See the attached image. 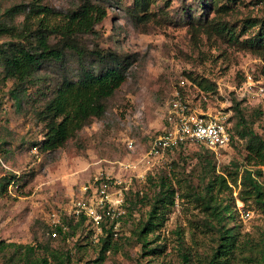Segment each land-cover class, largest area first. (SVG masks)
<instances>
[{"label":"rangeland","instance_id":"1","mask_svg":"<svg viewBox=\"0 0 264 264\" xmlns=\"http://www.w3.org/2000/svg\"><path fill=\"white\" fill-rule=\"evenodd\" d=\"M33 1L64 13L82 0H0V21L20 28L24 14L8 17L6 10ZM90 1L103 5L106 15L92 32L77 36L85 52L82 61L94 64V49L112 51L130 60L127 77L106 99L103 115L90 118L57 149L35 145L45 131L35 109L66 70L74 75L76 56L68 52L62 62H43L20 103L10 95L15 82L5 78L0 59V159L6 165L0 162V182L16 175L4 189L0 186V239L49 244L68 255L65 264H183L182 251L189 264H207L217 236L215 218L201 198L209 159L231 186L215 188L212 198L228 199L233 207V219L226 222L235 224L242 246L232 264H255L247 257L264 243V211L253 198H242L246 141L236 132V109L264 139V50H251L246 43L260 27L264 0H217L209 7L199 0H145L144 6L139 0ZM10 41L15 39L0 36V44ZM180 76L194 109L227 116L234 136L217 156L200 152L196 144L147 154L149 141L164 127L165 100ZM96 176L118 180L124 195L122 205L103 213L98 224L77 216L72 207L81 187ZM161 178L174 190L173 202L159 208L143 244L137 232L160 193ZM58 221L66 226L53 235ZM109 232L113 244L102 261H95ZM5 255L0 253V264H6ZM49 264L58 263L49 258Z\"/></svg>","mask_w":264,"mask_h":264},{"label":"trees","instance_id":"2","mask_svg":"<svg viewBox=\"0 0 264 264\" xmlns=\"http://www.w3.org/2000/svg\"><path fill=\"white\" fill-rule=\"evenodd\" d=\"M144 6L145 0L138 1ZM201 6L209 7L217 0H199ZM24 14L22 25L19 28L12 21H0V36L8 35L15 41L0 44V59L3 65L5 78L12 79L14 87L10 95L14 102L20 103L26 97V83L33 77L35 71L47 60L62 62L65 55L72 52L78 64L74 75L66 74L55 84L51 94L46 97L43 105L36 110L39 120L44 121L45 131L40 141L36 142L43 151L55 150L75 134L90 118L99 117L105 112L106 99L123 83L127 77L130 60L127 57L117 56L112 51L94 49L93 63H84L82 46L77 40L81 33L94 30L95 25L106 15V9L99 3L82 0L74 8L62 13L50 6L38 2L28 4L18 3L7 8L6 14L12 17L15 14ZM254 21H251L252 23ZM56 38L53 42L51 38ZM246 41L247 46L254 51L264 50V17L260 21L258 30ZM236 132L245 138L246 153L241 173V193L243 199L253 198L264 211V139L254 131L252 125L244 118L240 108ZM231 141L234 133L229 125ZM183 148L182 146L174 148ZM200 152L215 155L205 144L199 146ZM2 164V160L0 159ZM203 189L201 196L210 215L215 218L216 244L212 247L207 264H232L234 252L242 245L238 239L239 232L235 224L228 225L227 220L233 219L234 211L230 201L224 199L223 203L212 198L215 188L231 189L227 177L214 170V164L209 159L205 160ZM15 174L0 182L4 189ZM160 193L151 202L148 218L137 232V237L147 243L144 232L153 230L159 216V208L165 201L173 202L174 190L165 178L159 182ZM77 216L87 218L82 212ZM156 219V220H155ZM65 223L58 221L53 226L56 233L63 232ZM52 234V233H51ZM111 232L102 240L99 255L95 261H102L106 250L112 246ZM262 243V242H261ZM49 244L42 243H16L0 239V253H5L6 264H49V258L58 264H65L68 255L57 252ZM253 248L252 243H248ZM151 248L150 250H152ZM252 251V250H251ZM249 252V251H248ZM183 264H189L188 255L181 252ZM255 264H264V243L257 254L248 256Z\"/></svg>","mask_w":264,"mask_h":264},{"label":"built area","instance_id":"3","mask_svg":"<svg viewBox=\"0 0 264 264\" xmlns=\"http://www.w3.org/2000/svg\"><path fill=\"white\" fill-rule=\"evenodd\" d=\"M185 86L186 79L178 77L165 100L164 127L149 141L147 154L159 155L180 146L205 144L217 156L230 145L231 132L227 116L220 111L212 113L194 109L186 98ZM245 90L250 91L247 86ZM118 182L109 176L94 177L89 184L81 187V194L73 200V213L78 215L83 212L88 219L98 224L103 213L110 214L123 203V188L116 186ZM249 215V210H246L244 216Z\"/></svg>","mask_w":264,"mask_h":264}]
</instances>
